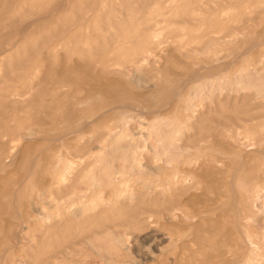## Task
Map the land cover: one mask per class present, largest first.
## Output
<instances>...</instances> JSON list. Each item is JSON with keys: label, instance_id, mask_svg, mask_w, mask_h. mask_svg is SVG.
Masks as SVG:
<instances>
[{"label": "rangeland", "instance_id": "1", "mask_svg": "<svg viewBox=\"0 0 264 264\" xmlns=\"http://www.w3.org/2000/svg\"><path fill=\"white\" fill-rule=\"evenodd\" d=\"M0 264H264V0H0Z\"/></svg>", "mask_w": 264, "mask_h": 264}, {"label": "bare ground", "instance_id": "2", "mask_svg": "<svg viewBox=\"0 0 264 264\" xmlns=\"http://www.w3.org/2000/svg\"><path fill=\"white\" fill-rule=\"evenodd\" d=\"M110 94H111V93H110ZM119 146H120V145H119ZM112 170H113V169H112ZM114 182H115V181H114ZM118 184H119V183H118ZM123 185H124V184H123ZM123 185H122V186H123ZM223 186H224V185H223ZM221 189H222V188H221ZM257 195H258V194H257ZM259 196H260V195H259ZM259 198H260V197H259ZM222 199H223V198H222ZM207 244H208V243H207ZM217 260H218V259H217Z\"/></svg>", "mask_w": 264, "mask_h": 264}]
</instances>
